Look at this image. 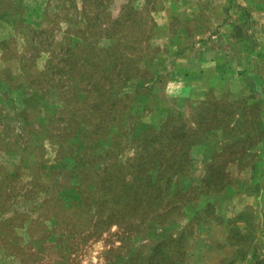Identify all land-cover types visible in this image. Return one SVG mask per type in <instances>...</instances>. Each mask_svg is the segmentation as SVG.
Here are the masks:
<instances>
[{
	"label": "rangeland",
	"instance_id": "1",
	"mask_svg": "<svg viewBox=\"0 0 264 264\" xmlns=\"http://www.w3.org/2000/svg\"><path fill=\"white\" fill-rule=\"evenodd\" d=\"M263 24V0H0V264H230L229 234L252 241L234 264H264V125L243 162L232 143L218 152L191 74L228 31ZM192 113L212 123L183 131L196 144L179 183L142 185L145 159H127L172 163L174 140L153 138Z\"/></svg>",
	"mask_w": 264,
	"mask_h": 264
},
{
	"label": "trees",
	"instance_id": "2",
	"mask_svg": "<svg viewBox=\"0 0 264 264\" xmlns=\"http://www.w3.org/2000/svg\"><path fill=\"white\" fill-rule=\"evenodd\" d=\"M262 90L264 91V88H262ZM247 100L248 99H246L245 96H239V97L232 98L226 95L221 98H216L215 96L208 94L199 102L198 107H197V109H199L200 112L203 111L208 105H210V107L211 106L216 107L217 111L214 112V115L218 116L217 121H215L218 124L210 125V126L214 128L212 132L215 133V130H216V133L221 132V137H223V143H225V145L219 146L214 143L215 148L219 149L218 152L220 151L223 152L225 149L227 150L229 145L233 144L232 148L234 150H236V148L239 149L238 153L236 150V153L239 154L240 156L237 158H234L238 160L237 161L238 164H239V161L243 162L242 160L243 155L248 156L249 155L248 153L254 150V148L256 147L255 139H257L258 137L257 133L259 129H261L264 125V104L261 102H258L257 100H254L252 102H247ZM192 109L194 110L193 107ZM168 116H171V115L169 114ZM176 118L177 120L179 119L181 126L176 128V133H174L173 131V133L169 134L170 135L169 140H167V136L164 135V130H163L165 128L164 126L166 122L165 124H162L160 129L156 131L155 137L153 138L154 140L158 141L159 144L161 145L163 144L164 140L166 141L174 140L172 143V147L169 150L167 149V154L170 155L168 159L169 161L172 159V163H167V159H165V162L163 166H161V169L160 168L157 169L156 168L157 166L156 167L154 166L152 169L153 171L149 174V171H148L149 167L152 166L151 164L153 163L152 160H150V156L154 155L155 158H157L160 156V153L158 150H155L153 151V154L151 153L149 154V152H146V149L145 150L141 149V152L134 154L131 158L127 159V162H125V164L133 162V161L139 162L140 160L142 161L144 158L145 160H143L142 162H143V165L146 166L145 170L147 168V172H145L143 177L140 178L141 184L149 185V187H151L153 190H156L158 192H165V189L171 188V186L173 185V182H176L177 180H178L177 183H179V179L181 177H178V175H179L181 166L184 165L183 158L186 156L188 159H190L191 157L190 150L194 147V145L196 144L195 143L196 141L193 140L192 137H188L184 135L185 132L183 131L189 130L192 132V135L195 133L196 134L201 133L203 131H206L203 129L201 125L204 123V121L207 120V122L212 123L211 119L206 118V117H201L203 122H200V119H198L194 115V113H192L189 118L184 119V118L177 117V116ZM223 120L225 121L223 122ZM220 122H223V123H220ZM152 130L153 132H155L154 129ZM210 130H208V132H211ZM178 131L180 133H183V138H182V135L178 133ZM147 133L148 131L140 134L139 139L147 138L149 135ZM261 133H262V130H261ZM174 134L176 135L178 134V135L174 136ZM164 136H166L165 139H164ZM209 139L210 138H207L206 140H209ZM247 139H249L248 143H246ZM209 141L214 142L213 140H209ZM204 143H205L204 141H199L198 144H204ZM229 143H232V144H229ZM173 147H175L174 150H173ZM173 161H176V163H174ZM221 161H223V157ZM230 161L231 160L226 161L225 165H227V163H229ZM125 174L126 173H124L123 178L125 177ZM121 178L122 177H118V179L120 180ZM148 180H149V183L147 182ZM120 184H121V181H120ZM229 187H231L229 184L218 186L217 188L212 189L211 193H206L204 195L209 198H213V196L215 195L223 194L225 190L228 189ZM138 196H140V194H138ZM131 200L134 201V198H132ZM246 231L247 232L245 233L252 235V232H253L252 230H246ZM236 234L237 233H235V235ZM179 235L176 238V241L177 240L179 241V242L177 241V243H180V241L182 240L181 236ZM164 236H168V234L165 233ZM231 236H232V233H231ZM221 238L225 240V244H227V246H224V248H225L227 255L230 256V259H229L230 264L232 263L234 264L236 261L242 260L243 259L242 255L245 254V251L249 249L251 242H252L250 240L247 243L248 240H246L245 242V239H242L244 240L243 242H245V246L242 245L239 247L237 246L233 247L232 245H236L235 243H232L231 245V243H228L226 241L228 240V238L229 239L232 238V237L230 238V234L228 238L227 236L225 237L222 235H221ZM232 248H234L233 251H232Z\"/></svg>",
	"mask_w": 264,
	"mask_h": 264
},
{
	"label": "crops",
	"instance_id": "3",
	"mask_svg": "<svg viewBox=\"0 0 264 264\" xmlns=\"http://www.w3.org/2000/svg\"><path fill=\"white\" fill-rule=\"evenodd\" d=\"M238 21L240 23V20ZM237 26L239 27V24ZM234 30L224 34V39L227 36L225 43L228 47H226V51L218 54L216 49L209 48L200 53L202 55L198 59L200 67L198 65L196 70L191 71L196 81L190 83L196 85L199 75L203 76L204 79L206 77L205 82L201 85L202 87L198 86L196 89L197 93H202V99L208 94L216 98L226 95L232 98L245 96L251 102L257 100L264 104V91L262 90L264 88V55H262L264 53V43L260 39L261 47H258L256 43L258 35L262 34L264 36V30L241 31V28H235ZM175 46L178 47V45ZM203 54H205V60H203ZM259 57L261 58L258 60ZM171 82L177 83L176 80ZM253 84L258 86L259 89L261 88L260 95H256L254 91L245 92L243 90L246 86L250 90ZM195 96H198V94L194 93L189 98Z\"/></svg>",
	"mask_w": 264,
	"mask_h": 264
}]
</instances>
